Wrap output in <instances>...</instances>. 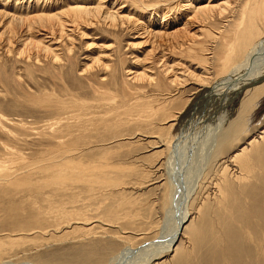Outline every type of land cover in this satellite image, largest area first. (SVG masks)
<instances>
[{"label":"rangeland","instance_id":"374dc122","mask_svg":"<svg viewBox=\"0 0 264 264\" xmlns=\"http://www.w3.org/2000/svg\"><path fill=\"white\" fill-rule=\"evenodd\" d=\"M13 1L0 0V3H6L0 9L12 10ZM72 1L24 0L21 9L44 7L47 11L56 12L66 9ZM95 1L98 0L89 2ZM113 2L114 0H102L104 7H111L110 9L118 10L123 15L129 14L132 20L123 19V24H117L118 27L90 19L80 22L76 31L67 30L69 36H62L58 51L62 56L60 63L49 64L42 60L36 65L38 68L26 66L24 62L13 64L12 67V61L0 51V66L2 70H6L7 75L11 74L7 79L8 83L0 82V175L30 166V177L35 173L37 177L33 175L32 178H38V175L43 174L39 173L38 167L63 156L64 153L57 148L58 135L62 131L61 123L57 122V114H48L45 108L28 98H36L42 92H47L60 95L68 103H85L86 115H82L81 121L83 126L74 127L73 132L78 136V147H84L87 151L83 148L75 161L79 165H96L95 161H101L98 156L103 154V160L109 163L106 169L111 168L109 173L116 176L117 181H121L111 195H105L103 202L99 203L97 198L89 202L90 213L86 211L87 217L99 218L108 224L93 221L92 232L84 235L83 227L87 225L82 227L73 223L72 228L66 227L63 220L67 218H53L52 213L46 216L41 214L39 219L42 225L37 226L33 221L38 203L30 206L29 201H23L19 194L11 192V187H3L5 191L0 188V239L10 238L11 233L20 237V245L0 257V264H149L173 244L183 230V221L187 219V224L194 216L193 221L198 224L203 217L204 206L210 203V200L200 198V185L206 173L213 169L217 142L228 123L239 113L243 94H236V90L229 89L234 76L228 79L229 73L215 74L213 63L202 58L201 53L204 54L205 51H198L195 46L192 54H185L171 45V37L162 35L153 38L150 33L143 32L142 27L147 25L151 29L162 28L167 32L181 28L187 16L192 14V11L185 9L184 0ZM2 18L0 17V32L7 21ZM200 24L191 22L190 31L198 34L196 25L202 28L198 41H206L207 44L204 45L209 46L211 36L217 28ZM68 47H71V52L67 51ZM257 53L252 62L258 63V59L264 55V44ZM162 54L168 64H175L174 71L167 75L159 65L163 62L159 60ZM193 55H198V58ZM94 58H97L96 62ZM183 69L198 75L205 74L202 77L207 80L206 91L192 104L186 103V108L184 107L183 114L173 129L177 133L173 150L162 154L159 151V154L156 152L158 149L149 144V138L134 134L141 131L137 111L140 95L142 90L150 95L154 93L153 84L129 80V72L147 71L161 80L166 85H162L164 99H160L163 101L161 105L166 111H174L182 107L195 90L191 79L183 84H172L167 80L175 71L182 73ZM104 92L107 96L112 95V99L105 108L98 107L96 98L105 95ZM109 108L113 109L106 114ZM253 114V124L264 118V97ZM69 115L73 117L76 114ZM102 117L115 118L112 121L116 125L111 129L103 128ZM158 162H163L159 171L154 167ZM150 178H153L152 182H156L142 184ZM199 200H204V206L200 207L198 213H192L200 205ZM110 207L115 208L117 217L106 218ZM100 226L105 229L101 230ZM150 227V233H141ZM94 231L98 232L93 233ZM182 240L190 245L188 239ZM178 242L179 240L174 245ZM172 253L174 252L169 251L165 257L155 261L165 259L161 264H173L175 259L172 258Z\"/></svg>","mask_w":264,"mask_h":264},{"label":"bare ground","instance_id":"6f19581e","mask_svg":"<svg viewBox=\"0 0 264 264\" xmlns=\"http://www.w3.org/2000/svg\"><path fill=\"white\" fill-rule=\"evenodd\" d=\"M23 1L14 0L12 10L0 9V17L7 20L5 25H2L0 32V51L12 61V67L13 64L21 62H24L26 66L36 67L42 60L48 61L49 64L60 63L62 56L58 51L62 43V36L64 34L66 37L69 36L66 31H76L78 24L85 20L108 22L113 26L122 25L123 19L132 20L129 14L123 15L118 10L110 9L111 7H104L102 0L95 1V3L89 2L90 0H73L66 9L63 7L64 9L60 8L61 10L56 12L47 11L44 7L21 9ZM184 1L185 9L189 12L192 11V14L187 16L181 28L167 32L162 28L151 29L150 26L143 25V32L150 33L152 37H161L162 35L171 37L172 44H170L185 54L189 52L192 54L195 46L198 51H205L204 54L201 53L203 55L201 57L213 63L215 74L229 73L228 79L234 76V81L229 89L236 90V94L241 92L243 97L240 101L239 113L232 121L230 120L231 122L228 123L225 132L217 142L213 157V169L206 173L201 182L198 192L200 198L206 199V201L208 199L210 203L204 206V200L202 202L199 200L200 205L192 213H198L200 207L204 206L203 217L201 216L198 224L193 221L194 216L187 224H185L187 219L183 221V230L174 240L171 248L169 247L160 257H154L149 264H161L165 259L157 262L155 259L165 257L169 251L174 252L172 253V258L175 259L173 264H264V118L253 124V113L264 97V55L258 59V63L252 62L254 55L263 48L264 44V0ZM113 3L115 4V0ZM5 4L0 3V8ZM191 22L201 23L200 26L204 24L216 26L217 31L211 36V44L208 42L209 46L204 45V43L207 44L206 41H198L202 31L198 25H196L198 34L191 33ZM67 51L71 52V47H68ZM193 56L198 58V55ZM160 58L159 60L163 62L159 64L161 65L159 68L165 75L172 73L175 64H168L163 54ZM95 59L97 58H94V61ZM188 69H183L182 73L175 71L171 74L172 77L169 76L170 79H167L172 84H183L191 79L195 84V90L189 96L190 98L185 103L183 102L182 107L174 111H166L161 105L163 101L160 99H164L162 96L164 95L162 92L164 83L161 80H157L147 71L129 72V80H142L153 84L154 93L150 95L142 90L140 95L137 111L141 131L134 134L149 138V144L152 148H157L156 152L159 154L161 151V154L169 153L175 146V134L177 133L173 129L183 114L186 103L192 104L206 91L207 80L202 77L205 74H194ZM10 75H7L6 70H2V66H0V82L8 83L7 79ZM97 95L99 94L97 93ZM102 95L96 98L98 107L106 106L112 99V95L107 96L106 93ZM28 98L45 108L48 114H57V122L61 123L60 127H62V131L58 135L57 148H60L64 154L57 161L38 167L39 173H43L42 176L37 174L38 178H32L35 173L30 177L29 172L32 170L30 166L12 173L7 171L0 175V188L11 187V192L19 194L21 200L29 201L30 206H35L38 203L33 222L39 227L42 225L39 219L41 214L46 216L50 213L53 214V218L63 219L66 217L67 219L63 220L66 222V227L72 228L73 223L81 226L90 225V227L82 226L85 228L83 235L92 232L93 221L108 224L99 218L92 219L90 217V220L86 211L91 205L90 201L97 198L99 203L103 202L105 195L109 193L111 195L115 186L119 185L121 181H117L116 176L109 173L111 168L106 169L109 163L103 160V154L98 156L101 161H95L96 165H79L75 161L76 156L84 147H78L79 143H76L79 142L78 136L74 135L73 131L74 127L82 128L83 126L81 121L82 115H86L85 103L82 104L79 101L68 103L60 95L47 92H42L36 98ZM112 109L109 108L105 113L111 112ZM69 114L76 115L71 117ZM101 119L102 127L105 129H111L116 125L112 121L113 118L103 119L102 117ZM113 120L115 121V118ZM82 153L84 154V152ZM162 166L163 162H158L154 167L156 170L158 168L161 170ZM152 180L153 178H150L143 181L142 184L156 182H152ZM3 190L5 191V189ZM87 200L88 204L86 205ZM88 212L90 213V211ZM107 214L106 218L107 216L115 217V208L107 209ZM151 227L141 233H150L153 228ZM99 228L105 229L102 226ZM96 232L98 231L93 233ZM182 238L188 239L190 245H186ZM178 240L179 242L175 246L174 244ZM19 241L20 237L12 233L10 238L0 239V257L19 246Z\"/></svg>","mask_w":264,"mask_h":264}]
</instances>
